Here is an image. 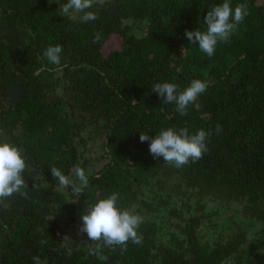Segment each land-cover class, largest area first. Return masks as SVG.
Listing matches in <instances>:
<instances>
[{
  "label": "trees",
  "instance_id": "16d2710c",
  "mask_svg": "<svg viewBox=\"0 0 264 264\" xmlns=\"http://www.w3.org/2000/svg\"><path fill=\"white\" fill-rule=\"evenodd\" d=\"M230 2L249 14L208 57L185 31L206 30L223 0H105L89 22L53 0H0V142L27 164V187L0 201V264H264V0ZM56 44L60 65L43 57ZM192 79L208 87L186 115L152 91ZM169 127L204 129L203 158H154L140 132ZM77 164L89 178L79 194L50 171L75 181ZM113 192L142 217V243L102 246L104 261L86 233L72 244L59 230Z\"/></svg>",
  "mask_w": 264,
  "mask_h": 264
},
{
  "label": "clouds",
  "instance_id": "9594fccd",
  "mask_svg": "<svg viewBox=\"0 0 264 264\" xmlns=\"http://www.w3.org/2000/svg\"><path fill=\"white\" fill-rule=\"evenodd\" d=\"M59 4V8L64 15L71 12L82 13V22L95 21L98 13L92 11L94 6L103 5L105 0H53ZM249 14L246 4H237L233 10L230 0H223L222 4L214 5L204 17L206 30L196 29L185 31L187 40L192 44H198L199 49L208 57L215 53L218 42L229 41L230 35L243 22ZM101 33L94 34L93 43H98ZM182 49V53H183ZM62 45H49L43 51V57L53 65L61 64ZM208 85L200 79H192L190 84L182 91H177L175 83H156L152 91L158 93L163 102L176 104V111L181 115H186L187 107L194 103L203 94ZM222 126L217 124L216 131L220 132ZM208 133L204 129H198L190 134L186 127L161 129L154 137L147 133L140 132L141 142L149 141V151L154 158L162 157L164 162L176 168L195 163L203 158L208 151L206 139ZM27 169L25 157L21 148L17 145L4 141L0 142V201L18 193L27 187V182L22 173ZM53 178L59 186L72 187L75 193H82L88 187V174L80 167L75 165V181L62 173L59 168H50ZM78 181V182H77ZM119 195L111 193L107 198L98 199L87 206V210L82 215V226L79 231L86 233L90 241L95 242V247H89V255H95L100 260H107L102 254V246L121 247V251L127 248V242L131 240L133 244H141L142 236L138 234L139 225L142 217L130 212L128 209L117 206ZM102 242V244H101ZM41 245L47 243L46 240L40 241ZM33 264H48L47 260H41L39 256L32 257Z\"/></svg>",
  "mask_w": 264,
  "mask_h": 264
},
{
  "label": "rangeland",
  "instance_id": "374dc122",
  "mask_svg": "<svg viewBox=\"0 0 264 264\" xmlns=\"http://www.w3.org/2000/svg\"><path fill=\"white\" fill-rule=\"evenodd\" d=\"M190 197H191V199H193L192 195ZM214 202H216L215 205H218V204H223L225 202V200H214ZM214 202L211 204L213 205ZM56 214H57V216L61 217L63 214L65 215V212L62 209H59V210H57ZM81 226H82V221L77 222V223L71 222L68 218L67 223L66 224L63 223V226L60 227L59 231L62 235L64 234L66 240L69 241L70 243H72V244L80 243V241L85 238V233H81L79 231Z\"/></svg>",
  "mask_w": 264,
  "mask_h": 264
}]
</instances>
